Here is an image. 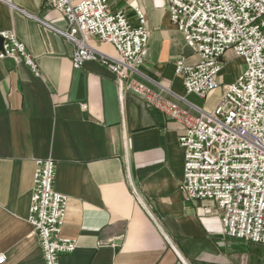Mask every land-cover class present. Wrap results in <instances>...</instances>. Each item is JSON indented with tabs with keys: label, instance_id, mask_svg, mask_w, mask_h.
Here are the masks:
<instances>
[{
	"label": "crops",
	"instance_id": "obj_1",
	"mask_svg": "<svg viewBox=\"0 0 264 264\" xmlns=\"http://www.w3.org/2000/svg\"><path fill=\"white\" fill-rule=\"evenodd\" d=\"M0 2V33L12 30L37 63L0 58V255L4 264H45L28 223L36 161L57 163L54 188L68 197L62 235L76 242L59 264H264V244L228 238L212 201H186L183 125L133 91L121 93L100 62L74 69L73 46L57 31L67 20L43 0ZM138 28L145 15L149 51L134 79L199 117L212 112L222 91L206 99L187 95L176 63L200 57L171 22L168 0H111ZM97 52L115 57L112 44L94 38ZM222 86L238 78L226 73ZM219 93V94H217ZM217 95V96H216ZM176 96L185 97L182 102ZM139 199L138 200L136 199Z\"/></svg>",
	"mask_w": 264,
	"mask_h": 264
},
{
	"label": "built area",
	"instance_id": "obj_2",
	"mask_svg": "<svg viewBox=\"0 0 264 264\" xmlns=\"http://www.w3.org/2000/svg\"><path fill=\"white\" fill-rule=\"evenodd\" d=\"M65 16L67 28L57 31L73 46L74 69L100 62L116 76L121 93L127 90L183 125L179 145L184 151V180L179 189L186 201H212L222 217L228 238L264 244V0H168L171 22L184 41L200 57L196 65L176 63L187 95L206 99L224 88L212 112L195 108L199 117L166 101L161 94L138 83L149 51L150 32L144 13L137 9L138 28L126 14L112 13L111 0H43ZM15 8L12 0H0ZM4 50L0 58L25 63L39 75L37 63L14 31L1 32ZM97 38L112 44L115 57L91 47ZM232 52L243 59L245 69L222 86L223 58ZM187 102L185 97L176 96ZM34 189L28 223L39 237L45 264H59L60 257L75 252L76 242L63 237L68 197L55 188L57 163L35 162ZM139 202V199L136 198ZM6 263L0 255V264Z\"/></svg>",
	"mask_w": 264,
	"mask_h": 264
},
{
	"label": "rangeland",
	"instance_id": "obj_3",
	"mask_svg": "<svg viewBox=\"0 0 264 264\" xmlns=\"http://www.w3.org/2000/svg\"><path fill=\"white\" fill-rule=\"evenodd\" d=\"M227 59L228 60H227L226 68H225L227 70L226 73H225V75L227 77L230 74H236V73L238 74L239 72H244V70H246L245 69V63H244L243 59H240V58H237V57L231 58L229 56H228ZM220 90L222 91V95H223L224 88H221L218 91H220ZM215 92H217V91H215ZM217 94H219V93H217Z\"/></svg>",
	"mask_w": 264,
	"mask_h": 264
},
{
	"label": "water",
	"instance_id": "obj_4",
	"mask_svg": "<svg viewBox=\"0 0 264 264\" xmlns=\"http://www.w3.org/2000/svg\"><path fill=\"white\" fill-rule=\"evenodd\" d=\"M4 40H3V38L0 36V52H3V50H4Z\"/></svg>",
	"mask_w": 264,
	"mask_h": 264
}]
</instances>
